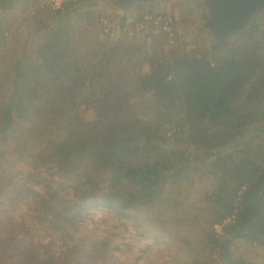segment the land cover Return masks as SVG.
Returning <instances> with one entry per match:
<instances>
[{
	"label": "trees",
	"instance_id": "1",
	"mask_svg": "<svg viewBox=\"0 0 264 264\" xmlns=\"http://www.w3.org/2000/svg\"><path fill=\"white\" fill-rule=\"evenodd\" d=\"M4 3L7 0H0L2 8ZM95 3H85L88 10L80 11V16L91 22L98 17ZM116 6L120 7L117 1ZM76 7L68 5L65 11ZM142 8H134V16ZM38 24L37 30L44 34L34 58L10 54L0 78V162L25 168L18 173L20 180L7 203L32 201L37 218H43L53 234L69 239L63 241L59 258L46 251L41 264H77L86 254L81 248L85 239L74 237L81 213L101 207L128 216L149 207L168 182L180 181L192 168V148L205 151L207 158L215 152L212 168L232 178L208 197L214 207L212 225L228 220L220 235L210 225L205 233L208 251L217 250L230 260L228 247L234 240L264 242V154L250 163L234 156L238 150L252 149L258 137L255 132L246 141L238 139L264 113V39H244L230 51L214 45L213 54H207L203 42L197 50L183 51L176 34L169 59L158 65V38H151L149 48L146 36L123 34L121 41L104 48L98 44L83 59L70 47L69 23L50 26L39 20ZM143 65L148 66L146 72L140 71ZM103 91L111 95L108 103L98 100ZM141 100L147 103L153 129L136 117ZM81 101L92 111V119L80 117ZM169 130L178 131L177 143L191 146L172 153L180 164L175 170L162 135ZM232 144L240 148L223 154ZM52 161L70 185L42 177ZM69 190L83 196L70 203ZM32 236L26 232L15 239L24 264L33 260L32 248L42 247ZM5 254L2 248L0 260Z\"/></svg>",
	"mask_w": 264,
	"mask_h": 264
},
{
	"label": "rangeland",
	"instance_id": "2",
	"mask_svg": "<svg viewBox=\"0 0 264 264\" xmlns=\"http://www.w3.org/2000/svg\"><path fill=\"white\" fill-rule=\"evenodd\" d=\"M97 3V4H96ZM95 5L99 7L100 14L92 22L87 17L82 18L80 11H87L88 4L65 11L63 14L54 15L49 13L45 7L39 5V0H7L0 6V78L3 76L4 68L10 54L35 56V49L40 42L44 31H38V21L43 24L58 25L67 22L70 25V47L80 58H89L98 44L102 48L109 42H116L122 38L123 33H116L113 37H104L100 24L101 18L122 24L120 14L106 7V0H96ZM108 3V2H107ZM175 5V7L173 6ZM80 7V8H79ZM150 12L166 13L176 18L174 26L179 37L177 44L184 51L197 50L202 44V49L207 54H213L211 47L207 44L202 32L196 29L200 21L188 13L181 2L165 3L150 7H143ZM74 11H77L74 13ZM119 13L123 11L118 7ZM180 12L185 15L186 21L180 18ZM79 13V14H78ZM135 14V13H134ZM136 14H138L136 12ZM257 29L247 39H264V12L260 14ZM143 34H136L132 37ZM145 36V35H144ZM121 41V40H120ZM152 39L147 38V46L151 48ZM160 46L156 50L157 64L160 65L169 59L170 44L159 38ZM241 42V41H240ZM239 43V42H236ZM226 45L230 51L234 44ZM193 46V47H192ZM12 56V55H11ZM147 65H143L140 71L146 72ZM110 91V90H107ZM107 91L98 94L101 103H108L111 95ZM115 91V89H113ZM115 98V94L112 93ZM182 109L180 103L177 104ZM79 114L82 119L93 118L91 110L80 102ZM136 117L140 119L148 129H153V124L147 109V103L141 100L136 106ZM257 132L258 137L252 143V149L239 151L240 145L232 144L223 150V154L235 152L234 156L241 162L250 163L257 155L264 154V113L260 122L242 130L238 137L241 142L248 140ZM165 138V149L171 154L169 165L172 170L180 167L175 151L191 146L179 144L175 140L179 137L178 131L174 133L169 130L162 134ZM237 139V141H238ZM195 161H191L192 168L186 172L184 178L176 183H167L163 192L149 207L143 210H133L128 216H122L114 209L88 208L78 218L74 237H83L85 240L82 249L86 251L77 264H231L234 261H244L248 264H264V242L262 244L248 243L236 239L228 247L230 260L220 257L219 252L208 251V243L205 233L211 225V229L217 235L221 234V226L212 225L214 207L208 197L217 194V190L224 185V181L232 183V178L225 175L223 170L212 168L211 164L215 152L210 157L205 156V151H195ZM264 169V165H262ZM23 165L8 167L0 162V250L5 249L6 254L0 260V264H24L20 261L19 245H15V239L22 237L26 232L33 236V242L39 243L34 252L33 260L28 264H41L46 251L56 259L62 251L63 241H69L68 237L53 234L49 225L39 220L34 213L36 204L32 201L22 203H7L6 199L11 193L14 185L20 180L18 173L24 171ZM61 171L57 169L52 161L48 170L42 173L46 180H54L70 185L61 178ZM107 184L101 185L104 193H108ZM39 190V187H36ZM67 199L70 203L83 196L69 190ZM240 194V192H239ZM238 194V195H239ZM147 211V212H146ZM228 220H226L227 223ZM165 222V223H164ZM107 240V244H101ZM78 242V241H77ZM207 243V245H206ZM49 247L43 248L48 245ZM17 246V247H16ZM76 263V262H75Z\"/></svg>",
	"mask_w": 264,
	"mask_h": 264
},
{
	"label": "water",
	"instance_id": "3",
	"mask_svg": "<svg viewBox=\"0 0 264 264\" xmlns=\"http://www.w3.org/2000/svg\"><path fill=\"white\" fill-rule=\"evenodd\" d=\"M116 1L123 13H119ZM169 2H181L188 13H194L200 21L196 33L202 32L210 47L247 39L257 29L260 14L264 12V0H106L104 5L118 12L124 20L138 6Z\"/></svg>",
	"mask_w": 264,
	"mask_h": 264
},
{
	"label": "built area",
	"instance_id": "4",
	"mask_svg": "<svg viewBox=\"0 0 264 264\" xmlns=\"http://www.w3.org/2000/svg\"><path fill=\"white\" fill-rule=\"evenodd\" d=\"M93 0H39V5L50 12L63 13L68 5L79 6ZM135 15V14H134ZM104 37H113L116 33L122 32L127 37L136 34H143L149 38H164L170 45H173L176 38L174 19L166 13L150 12L141 10L136 16H129L124 23L119 24L104 17L100 19ZM226 221L222 223L224 225ZM215 228L217 225L214 226Z\"/></svg>",
	"mask_w": 264,
	"mask_h": 264
},
{
	"label": "crops",
	"instance_id": "5",
	"mask_svg": "<svg viewBox=\"0 0 264 264\" xmlns=\"http://www.w3.org/2000/svg\"><path fill=\"white\" fill-rule=\"evenodd\" d=\"M133 15L134 16V9L131 11V13L129 14V16Z\"/></svg>",
	"mask_w": 264,
	"mask_h": 264
},
{
	"label": "flooded vegetation",
	"instance_id": "6",
	"mask_svg": "<svg viewBox=\"0 0 264 264\" xmlns=\"http://www.w3.org/2000/svg\"><path fill=\"white\" fill-rule=\"evenodd\" d=\"M121 7V6H120Z\"/></svg>",
	"mask_w": 264,
	"mask_h": 264
}]
</instances>
